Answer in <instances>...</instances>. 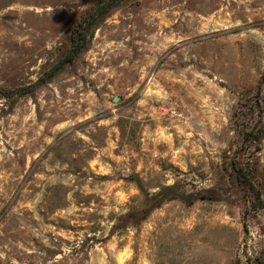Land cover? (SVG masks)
Instances as JSON below:
<instances>
[{"label": "rangeland", "instance_id": "374dc122", "mask_svg": "<svg viewBox=\"0 0 264 264\" xmlns=\"http://www.w3.org/2000/svg\"><path fill=\"white\" fill-rule=\"evenodd\" d=\"M259 114L264 0H0V264H264Z\"/></svg>", "mask_w": 264, "mask_h": 264}, {"label": "trees", "instance_id": "16d2710c", "mask_svg": "<svg viewBox=\"0 0 264 264\" xmlns=\"http://www.w3.org/2000/svg\"><path fill=\"white\" fill-rule=\"evenodd\" d=\"M106 8L94 6L87 10L84 15L74 24L70 33V47L65 55L60 58L45 74V78L53 75L57 70L63 67L66 63L73 60V58L80 52L88 42V32L92 26L101 20L106 14ZM261 114L255 122V129L243 131L244 139H251L255 142L256 149H259L260 140L264 134V125L262 123Z\"/></svg>", "mask_w": 264, "mask_h": 264}, {"label": "water", "instance_id": "95a60500", "mask_svg": "<svg viewBox=\"0 0 264 264\" xmlns=\"http://www.w3.org/2000/svg\"><path fill=\"white\" fill-rule=\"evenodd\" d=\"M116 98V97H115Z\"/></svg>", "mask_w": 264, "mask_h": 264}]
</instances>
